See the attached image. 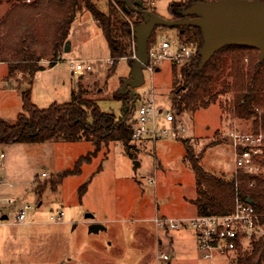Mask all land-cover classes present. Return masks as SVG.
<instances>
[{
	"label": "rangeland",
	"instance_id": "rangeland-1",
	"mask_svg": "<svg viewBox=\"0 0 264 264\" xmlns=\"http://www.w3.org/2000/svg\"><path fill=\"white\" fill-rule=\"evenodd\" d=\"M93 1L107 11L109 0ZM177 1L157 0L153 11L172 20L174 15L169 7ZM8 9L7 4H0V17ZM73 16L69 38L73 47L52 66L48 61L50 54L38 62L44 75L40 82L32 80L33 101L41 108L70 102L69 88L74 76L66 61L88 60L93 70L74 78V89L82 84L98 99L101 110L120 117L123 102L109 96L121 91L125 80L130 78L133 63L125 58L113 66L109 45L92 14L84 11ZM178 31L174 27H156L151 37L173 40L178 38ZM135 49L136 44L134 52ZM257 56L256 51L252 52L246 63L255 61ZM228 57L231 64L232 54ZM173 64L171 60L160 62L152 76L144 69L145 83L137 89L140 97L135 101L136 110L148 98L153 85L157 106L165 113L172 111L171 94L182 83L179 76L175 84ZM9 73L8 64L0 63V115L13 120L22 113L21 91L28 88L31 79L20 72L7 79ZM227 76L223 72L212 82L206 100L221 91L222 81L229 79ZM46 83L51 87H45ZM232 98V93L219 95L207 108L182 113L178 116L186 128L182 137L162 136L156 146L139 144L135 157L126 153L121 143L103 146L91 157V162L83 163L79 174L68 175L56 189L52 188L51 180L64 170L73 169L80 157L92 153L91 143L62 140L6 146L3 175L14 186L9 193L34 210L29 223L13 225L9 221L0 227V264H155L157 253L163 251L172 254V264H234L232 257L206 260L191 227L171 229L169 222L197 214L191 204L196 197L197 177L185 160L186 149L180 139L191 140L196 153L202 154V166L207 172L236 174L235 155L227 134L235 127L251 130L253 122L223 112L221 104ZM136 161L140 166L135 171ZM43 172L49 178L40 179ZM47 180L41 197L34 189ZM83 184H87V189L81 195L79 189ZM60 211L65 212L63 221L50 222V216ZM87 213L93 214L94 219H87ZM12 217L11 214V220ZM155 219L167 227L157 225ZM97 222L104 224L105 229L90 233L91 223Z\"/></svg>",
	"mask_w": 264,
	"mask_h": 264
},
{
	"label": "trees",
	"instance_id": "trees-1",
	"mask_svg": "<svg viewBox=\"0 0 264 264\" xmlns=\"http://www.w3.org/2000/svg\"><path fill=\"white\" fill-rule=\"evenodd\" d=\"M138 1V0H133ZM214 2L216 0H179L169 7L187 8L197 2ZM253 1V0H251ZM264 2V0H261ZM7 4L8 11L0 17V63L8 64L12 78L15 72L30 76V85L21 91L23 100L22 113L16 119L7 120L0 115V144L37 145L46 141H87L94 151L80 157L73 169H66L57 178L51 180L56 189L68 175L79 174L84 162H91L103 146L111 142L121 143L126 153L135 157L139 143L132 140L134 132L135 104L130 93L123 95L114 92L109 98L122 101V115L100 109L98 99L92 97L82 84L72 91V100L64 103H53L45 108L33 101L32 80L36 73L44 70L39 61L50 54V66L62 59L65 43L71 35L72 16L78 12L92 14L95 22L102 29L109 45L113 66L121 59L131 58L134 53L135 38L133 26L143 22V15L134 12H123V0H109L107 11H103L93 0H0ZM135 17V18H134ZM178 15L172 19H177ZM178 28V40L184 45H193L195 51L190 63L180 66L173 64L175 84L178 78L182 83L173 90L170 102L177 116L185 112L196 111L217 99V96L233 94L232 100L223 101L224 113H232L238 120L253 122L252 131H264V61L260 62L259 50L242 46L223 48L215 54L204 69L196 72L202 58L199 51L202 46L201 31L198 27ZM159 40L152 36L149 47ZM257 52L255 61H249L248 55ZM232 54L231 64L228 55ZM46 60V59H45ZM226 72L229 79L222 81L221 91L210 99L206 93L215 80ZM229 101V102H228ZM244 130V129H243ZM249 131V130H248ZM186 149V162L196 173V197L191 204L199 215H227L235 211L237 200L251 199L255 209L264 223V172L251 176L239 172L228 176L207 172L202 166V154L196 153L191 140L180 139ZM261 162L264 166V148ZM49 178V177H47ZM49 180V179H48ZM47 182L35 187V192L42 197ZM254 182V186L250 183ZM87 184L81 185L79 192L83 195ZM234 264H264V236L254 238L246 248H239Z\"/></svg>",
	"mask_w": 264,
	"mask_h": 264
},
{
	"label": "built area",
	"instance_id": "built-area-1",
	"mask_svg": "<svg viewBox=\"0 0 264 264\" xmlns=\"http://www.w3.org/2000/svg\"><path fill=\"white\" fill-rule=\"evenodd\" d=\"M140 1V0H138ZM147 10L153 11L157 0H141ZM155 12V11H154ZM195 51L193 45H184L178 39L169 40L163 38L157 44L149 47L147 71L152 76L158 70V64L165 60L177 62L184 66L191 61ZM111 64L114 61L110 59ZM72 70L75 73H86L93 70L91 61L82 59H69ZM134 132L132 140L140 145L156 143L162 136L182 137L186 128L183 122L173 111L164 112L156 104L154 86L149 88V96L138 110L135 111ZM230 139L235 155L236 173L244 172L251 176H258L264 172L261 162L264 148V131H244L238 127L229 130ZM6 146L0 144V227L11 221V224L24 225L30 222L31 213L34 210L29 204L23 203L21 198L9 193L14 186L6 180L3 172L6 168ZM48 173L43 172L40 179H47ZM254 186V182L250 183ZM234 212L227 215H199L189 219H169L170 228L178 229L189 226L193 230L197 246L204 254L206 260L232 257L235 260L238 249L246 248L254 238L264 236V223L257 213L254 204L237 200ZM11 214L13 215L11 220ZM7 215V219L3 216ZM65 212L52 214L49 221L60 223ZM155 222L159 226H166L158 219ZM172 254L168 252L157 253L155 264H171Z\"/></svg>",
	"mask_w": 264,
	"mask_h": 264
},
{
	"label": "water",
	"instance_id": "water-1",
	"mask_svg": "<svg viewBox=\"0 0 264 264\" xmlns=\"http://www.w3.org/2000/svg\"><path fill=\"white\" fill-rule=\"evenodd\" d=\"M123 12H132L143 15V22L133 26L136 41L132 72L130 78L125 80L120 91L123 95L130 93L135 101L140 93L137 89L145 83L144 69L149 63V39L156 27H198L201 31L202 46L199 51L202 58L196 72L204 69L212 57L223 48L242 46L259 50L260 62L264 61V2L261 0H216L214 2H197L189 5L181 12V19H166L157 12L147 10L142 1L123 0ZM74 16H72V19ZM65 52L71 51L70 40L65 43ZM140 166L136 161L134 170ZM248 203L254 204L247 199ZM7 219V215L3 216ZM87 219H94L91 213L86 214ZM105 229L102 223H91L89 232Z\"/></svg>",
	"mask_w": 264,
	"mask_h": 264
},
{
	"label": "crops",
	"instance_id": "crops-1",
	"mask_svg": "<svg viewBox=\"0 0 264 264\" xmlns=\"http://www.w3.org/2000/svg\"><path fill=\"white\" fill-rule=\"evenodd\" d=\"M72 46V45H71ZM73 47V46H72ZM67 62V61H66ZM72 69V68H71ZM159 69V68H158ZM158 71V70H157ZM72 74H73V76H74V78L76 79L77 77H82V74H80V73H75L73 70H72ZM43 75L44 74H42V72L41 71H39L38 73H36V75H35V77H34V79L35 80H38V82H40L41 80H42V78H43ZM74 78H72V82H71V87L69 88V92H70V94H72V91L74 90V87H75V82L76 81H74ZM49 84V85H48ZM46 83L45 84V87H51V84L50 83ZM24 87L25 86H27L26 84H24L23 85ZM73 95V94H72ZM34 96V95H33ZM1 98V97H0ZM2 116V115H1ZM231 146H232V144H231ZM232 149H233V147H232ZM233 153H234V151H233ZM6 169V168H5ZM194 215H196V214H194ZM194 217V216H193ZM191 218V217H190ZM179 219H182V218H178V219H173V220H179ZM184 219H187V218H184ZM183 219V220H184ZM189 219V218H188ZM4 226V225H3ZM171 264H172V262H171Z\"/></svg>",
	"mask_w": 264,
	"mask_h": 264
},
{
	"label": "flooded vegetation",
	"instance_id": "flooded-vegetation-1",
	"mask_svg": "<svg viewBox=\"0 0 264 264\" xmlns=\"http://www.w3.org/2000/svg\"><path fill=\"white\" fill-rule=\"evenodd\" d=\"M183 9H185V7L179 6V7L173 8L171 13H173L174 16L178 15L179 17H177V19H181V18H183L182 14H181Z\"/></svg>",
	"mask_w": 264,
	"mask_h": 264
}]
</instances>
